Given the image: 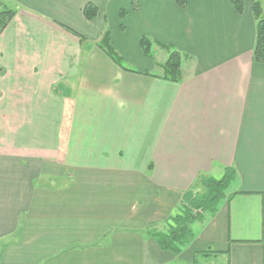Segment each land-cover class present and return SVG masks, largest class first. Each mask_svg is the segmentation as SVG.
I'll list each match as a JSON object with an SVG mask.
<instances>
[{
    "label": "crops",
    "instance_id": "crops-1",
    "mask_svg": "<svg viewBox=\"0 0 264 264\" xmlns=\"http://www.w3.org/2000/svg\"><path fill=\"white\" fill-rule=\"evenodd\" d=\"M109 1L0 0L15 13L0 34V264H264L262 0L241 13L232 0H146L145 34L128 43L135 59L141 35L167 55L140 69L98 48ZM169 50L184 56L178 82L163 78ZM231 171L190 244L162 251L150 230L199 177Z\"/></svg>",
    "mask_w": 264,
    "mask_h": 264
},
{
    "label": "trees",
    "instance_id": "trees-1",
    "mask_svg": "<svg viewBox=\"0 0 264 264\" xmlns=\"http://www.w3.org/2000/svg\"><path fill=\"white\" fill-rule=\"evenodd\" d=\"M177 6L184 8L186 0H173ZM262 1H257L252 6V15L255 20V41L252 49V61L254 63H261L264 61V9L261 4ZM233 6L238 13L243 10V3L241 0H232ZM83 16L86 20L91 21L96 17L97 9L88 4L83 8ZM14 11L6 8L0 2V34L7 27L9 22L14 16ZM66 31L81 37L67 27H63ZM156 44L148 37L140 39V47L143 54L150 58L152 45ZM163 47V46H162ZM98 48L112 60L115 64L122 67L121 57L116 53L110 45L108 33L105 32ZM184 56L176 51L169 50V56L163 64V78L165 80L178 82L181 78V68ZM234 178V173L226 172L224 176L219 179H211L206 177H199L196 187L199 186L203 189L200 195L194 192L185 193L178 205L176 213L167 219L163 225L164 227L151 229L149 234L156 241L158 247L162 251L170 252L178 255L192 239L191 225L196 221H201L204 214H213L216 210L218 202L225 196L229 185ZM171 222V225L167 223Z\"/></svg>",
    "mask_w": 264,
    "mask_h": 264
},
{
    "label": "rangeland",
    "instance_id": "rangeland-1",
    "mask_svg": "<svg viewBox=\"0 0 264 264\" xmlns=\"http://www.w3.org/2000/svg\"><path fill=\"white\" fill-rule=\"evenodd\" d=\"M173 3L176 5L175 2ZM261 4L264 9V0H262ZM145 6H146V0H110L104 12L105 16H104L103 34L105 32L108 33V36L111 39V42L113 43V46L115 48L122 50L123 47L125 46V51H122V53L119 51L121 54L128 56L125 57V59L121 58L120 61L121 65L125 68L140 69L141 67L139 62L145 63L144 61L145 58H143L145 55L143 54L141 47L137 49L138 50L140 49L139 54L141 55L142 60H139L138 58L135 59L132 44L128 43V40L130 41L131 38L136 36L138 32L145 34V30L143 29V26L141 28L139 26L140 17H142L143 19L145 18L143 13L145 12ZM142 37H147V36L141 35V38ZM113 50L117 53V51L114 48ZM150 52H151V57L149 59H152L154 63L158 61L162 62L164 56L167 55L165 51L161 50L155 44L152 45ZM184 63L186 67L187 65L191 64V61L184 60ZM155 67L153 69H148L149 66H147V69H143V70H147L148 73H152V74H160L159 68L157 67L155 68ZM192 190L196 195H200L203 193V189L199 186L195 187ZM178 205L175 207L170 217L176 213ZM167 224L171 225L170 220ZM161 227L167 229L166 225L162 224L159 228Z\"/></svg>",
    "mask_w": 264,
    "mask_h": 264
}]
</instances>
